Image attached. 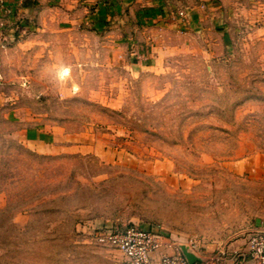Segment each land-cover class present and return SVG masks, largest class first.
<instances>
[{
    "label": "rangeland",
    "instance_id": "1",
    "mask_svg": "<svg viewBox=\"0 0 264 264\" xmlns=\"http://www.w3.org/2000/svg\"><path fill=\"white\" fill-rule=\"evenodd\" d=\"M219 5L227 48L182 40L123 86L74 65L95 35L2 40L0 264H123L93 240L105 225L161 230L205 261L245 246L264 222V0Z\"/></svg>",
    "mask_w": 264,
    "mask_h": 264
},
{
    "label": "crops",
    "instance_id": "2",
    "mask_svg": "<svg viewBox=\"0 0 264 264\" xmlns=\"http://www.w3.org/2000/svg\"><path fill=\"white\" fill-rule=\"evenodd\" d=\"M4 1L5 6L0 5V43L3 39L7 41L14 39L23 28L29 31L25 37L26 42L33 41L38 31L43 35L49 31L59 33L74 31L76 35L86 33L95 35L102 44L91 47L77 43L74 47L77 56L74 65L80 70L84 68L88 71L97 67L105 72L110 79L101 81L99 84L102 86L127 85L142 73L162 69L163 57L168 52L176 51L182 40L188 42L196 37L203 38L208 43L205 49L214 53L213 49L216 47L221 50L227 48L231 39L226 29L222 28V22L213 17L215 10L211 7L216 5L220 7V0ZM173 2L184 8L186 13L184 22H177L162 14L165 7L171 12L170 9L175 7ZM92 7L96 10L90 12ZM54 12L64 17L52 18ZM38 14L40 15L37 17ZM66 15L69 17H65ZM133 44L140 55L138 60L129 55ZM114 76L115 78L111 79ZM12 112L15 115V112ZM29 133L28 130L24 132V142L27 145L45 144L40 141L34 144L30 138H26ZM262 228L264 222L258 223L252 230V235ZM174 247L178 248L175 244ZM243 247L229 246L227 250L219 253L216 260L211 261H205V255H195L197 261L194 264H256L251 260L237 259L234 252ZM171 251L170 248L161 250L162 253ZM123 264L129 263L123 259Z\"/></svg>",
    "mask_w": 264,
    "mask_h": 264
},
{
    "label": "built area",
    "instance_id": "3",
    "mask_svg": "<svg viewBox=\"0 0 264 264\" xmlns=\"http://www.w3.org/2000/svg\"><path fill=\"white\" fill-rule=\"evenodd\" d=\"M0 5L5 6V1L0 0ZM163 9V15H168L177 22H184L186 19L184 9H174L171 12L166 7ZM134 46H131L129 55L138 60L140 55ZM93 240L97 245L117 250L129 264H189L181 250L175 249L174 243L161 230L152 231L135 226L119 229L105 225L95 229ZM163 248H170L172 251L162 253ZM234 254L240 261L251 260L256 264H264V228L255 232L245 246Z\"/></svg>",
    "mask_w": 264,
    "mask_h": 264
},
{
    "label": "water",
    "instance_id": "4",
    "mask_svg": "<svg viewBox=\"0 0 264 264\" xmlns=\"http://www.w3.org/2000/svg\"><path fill=\"white\" fill-rule=\"evenodd\" d=\"M182 254L184 255V257L187 259V261L189 262V264H194L197 261V257L189 252L185 247H181V246H177Z\"/></svg>",
    "mask_w": 264,
    "mask_h": 264
}]
</instances>
